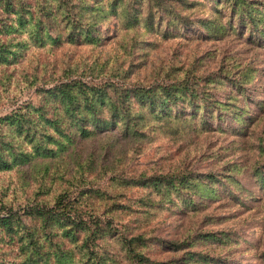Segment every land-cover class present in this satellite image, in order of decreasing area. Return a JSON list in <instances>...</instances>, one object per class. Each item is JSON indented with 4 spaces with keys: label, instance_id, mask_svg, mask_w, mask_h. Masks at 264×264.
I'll return each mask as SVG.
<instances>
[{
    "label": "trees",
    "instance_id": "trees-1",
    "mask_svg": "<svg viewBox=\"0 0 264 264\" xmlns=\"http://www.w3.org/2000/svg\"><path fill=\"white\" fill-rule=\"evenodd\" d=\"M178 4L194 8L201 1L0 0V67L19 61L31 46H58L63 42L98 45L102 40L98 24L110 13L123 16L129 28L142 22L147 31L157 33L163 26L160 34L168 37L180 36V28L189 30L194 24L209 36L245 27L251 40H264V1L208 0L209 14L193 20L178 15ZM28 14L32 26L25 30ZM74 73L37 86V101L25 100L0 113V171L30 163L54 176L56 170L50 171L52 160L77 141L100 133L118 130L126 137L164 130L188 135L212 129V117L221 123L227 116L237 123V130L248 117L247 111L231 100L213 98L202 82L210 81V76L190 68L149 82L93 81ZM249 75L248 71L242 80L230 78L231 83L237 80L241 86ZM201 173L184 170L119 179L124 185L147 188L137 208L149 215L171 204L193 207L194 196L203 202L219 195L216 176ZM80 184L78 190L62 188L51 199L32 198L18 208L0 204V254L17 259H0V264H116L118 251L112 250L111 241L120 247L129 264L215 263L218 258L210 253L186 247L199 240L228 241L227 235L214 232H198L192 239L180 241L127 234L125 227L114 223L121 211L113 207L117 203L100 209V201L109 197L107 191ZM149 241L182 252L165 260L154 259L141 248Z\"/></svg>",
    "mask_w": 264,
    "mask_h": 264
},
{
    "label": "rangeland",
    "instance_id": "rangeland-1",
    "mask_svg": "<svg viewBox=\"0 0 264 264\" xmlns=\"http://www.w3.org/2000/svg\"><path fill=\"white\" fill-rule=\"evenodd\" d=\"M199 1L194 8L176 5L178 15L193 20L209 14L208 0ZM141 10L144 17L146 3ZM27 16L25 30L32 26ZM124 22L120 14L110 13L98 24L102 36L98 45L31 46L19 61L0 67V113L25 100L37 101V86L52 84L69 73L80 72L93 81L149 82L190 68L210 76V81L202 82L213 98L231 100L247 111L245 124L235 130L237 123L232 118L224 117L220 123L212 117V129L188 135L163 130L123 137L113 130L81 139L51 161L54 176L30 163L0 171V204L18 208L32 198L51 199L62 188L78 190L83 182V186L107 191L109 197L100 201V209L117 203L113 207L121 211L114 223L125 227L127 234L180 241L198 232H214L227 235L228 241L199 240L186 248L218 258V262L205 264H264V40H251L245 27L209 36L193 24L189 30L180 28V36L168 37L160 34L163 26L152 33L142 22L132 28ZM248 71V80L238 86V78L242 80ZM230 78L237 80L231 83ZM184 170L214 174L219 195L203 202L194 196L193 207L171 204L148 215L137 208L147 188L124 185L119 179ZM110 244L118 251L116 264H129L120 247L114 241ZM141 248L162 260L182 252L151 241ZM0 259L17 260L1 254Z\"/></svg>",
    "mask_w": 264,
    "mask_h": 264
}]
</instances>
